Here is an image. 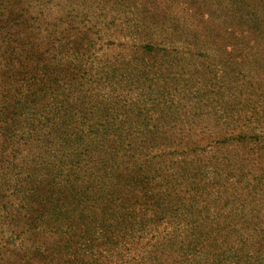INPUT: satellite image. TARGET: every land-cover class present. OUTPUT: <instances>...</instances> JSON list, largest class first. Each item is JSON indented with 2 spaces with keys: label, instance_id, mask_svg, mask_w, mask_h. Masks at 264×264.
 I'll return each mask as SVG.
<instances>
[{
  "label": "rangeland",
  "instance_id": "374dc122",
  "mask_svg": "<svg viewBox=\"0 0 264 264\" xmlns=\"http://www.w3.org/2000/svg\"><path fill=\"white\" fill-rule=\"evenodd\" d=\"M143 4L145 8H140L139 16L145 26L140 28L123 24L128 16L110 0H0V11L4 13L29 6L33 12L44 14L43 31L46 33L47 29V32L58 36L68 27L67 18L66 23L56 24L61 17L71 18L72 25H75L66 31L69 38L74 33L78 35L81 29L90 28L87 39H92L94 44L82 60L92 72L87 75L91 79L84 80L97 85L94 95L98 97L100 106H107L109 114L106 121L108 124L112 121L108 139L122 135L123 140L133 142L131 147L122 148L123 153L115 162L127 168L146 164L150 167L152 184L148 187L152 197L161 191L163 198L174 201L175 194L177 206L195 203L190 205L197 209V213H190L191 220L202 218L199 227L204 233L200 236L191 231L189 225L185 228L179 226L181 219H178L177 212H163L159 205L155 211H144L143 208L154 203L147 191L119 187L120 192L112 197L119 199L115 205L129 207L127 213L135 217L127 222L130 223L128 228H132L127 245L131 247L130 251L126 252L123 247L118 252H110L114 256V264H131L139 256L137 249H142L145 261L152 257L150 264H244L239 257L229 255L217 259L216 247L224 239L226 230H230V225L237 224L243 215L251 217L246 220L249 229L259 234L260 230L264 231V191L259 193L263 185L256 192L251 188L245 190L241 200H235L230 206L224 203L227 197L232 200L231 195L237 192V187L233 186L237 179L227 176L226 159H231L235 166L246 161L255 172L261 173V169L256 170L252 165L259 162L258 157L250 152L256 148L252 140L254 135L259 142L258 147H263L261 151H264V14L258 13L261 6L254 5V1L242 4L243 16L250 22L247 23L230 17L228 11H222L212 0H143ZM249 7L256 9L258 14L251 15L246 11ZM130 8L131 4H127L126 10ZM132 11L133 8L128 13L130 16ZM13 21L8 22L9 28L14 27ZM14 33L23 32L15 28ZM258 33L263 39L258 38ZM146 43L162 46L160 48L165 51L160 48L152 52L138 51L137 48ZM114 65L118 66L111 73L114 80L107 82L105 76ZM89 93L83 94L87 99L90 97L91 102L93 97ZM112 101L116 104H111ZM84 105L87 109L91 107L87 100ZM87 109L82 106L79 116L74 114V120L83 127L87 123L102 125L101 120H105V116L101 115L99 119ZM137 109L142 111V115H147V127L135 114ZM145 134L158 140L148 139L146 142ZM230 136L231 139L223 142ZM241 139L245 142L241 143ZM146 143L157 147L148 149L144 146ZM186 143L195 145L189 147ZM23 148L17 164L25 166L31 173L32 164L34 161L38 163L37 159L46 146L39 147V153L27 146ZM134 149L135 153H132ZM22 156H26L30 167L21 164ZM0 164L4 166L1 159ZM240 169L243 170H238V173H248L247 165L243 164ZM24 177L19 168L6 169L4 166L0 169V194L5 195L4 199L15 201L12 193L23 185ZM211 184H214L213 196L219 202L217 210L211 206L198 213L202 204L190 198L192 190L200 185L205 191L212 192ZM244 184L245 180L241 185ZM122 196H125V201ZM159 204L166 202L160 201ZM1 205L2 202L0 225L7 222V218L2 216ZM234 218L236 222H233ZM173 222L179 227L169 224ZM169 231L171 234L167 235ZM13 232H1L0 250L4 244L11 243L8 242L10 237L12 249L22 241L23 233ZM249 235L253 238L248 250L255 252L260 249L256 243L259 236L251 232ZM44 240L49 241L51 237L46 229H41L37 236L26 235L23 248L29 252ZM226 245L222 243L223 247ZM228 245L248 257V253L240 250L239 241L235 244L231 239ZM156 248L164 249L166 253L156 255L155 259L152 252ZM121 252L122 256H119ZM258 258L263 259L262 254H254L248 260L259 262ZM0 262H5L1 251Z\"/></svg>",
  "mask_w": 264,
  "mask_h": 264
},
{
  "label": "trees",
  "instance_id": "16d2710c",
  "mask_svg": "<svg viewBox=\"0 0 264 264\" xmlns=\"http://www.w3.org/2000/svg\"><path fill=\"white\" fill-rule=\"evenodd\" d=\"M110 1L113 6L120 8L121 13L128 16L123 24H131L138 28L145 26V22H140L139 16L140 8H145L143 0ZM212 1L222 11H228L230 17L239 19L240 22L243 20L250 23L243 16L245 13L242 4L245 5V1H254V5L261 6V12L247 8L246 11H249L251 15L264 14V0ZM127 4H131V8L134 9L131 16L128 14L131 8L126 10ZM4 9L8 8L4 7ZM32 10L29 6H25V9L20 7L4 13L0 11V138H2L0 150L6 151L0 152V159L6 169L19 168L25 176L21 182L23 185L17 192L12 193L15 201L4 199L5 195L0 194L2 216L7 218V222H2L0 225V235L5 230L11 234L18 230L20 234L23 233L21 235H24L18 246H12L13 249L10 248L13 244L12 237L8 240L12 244L7 243L2 246L0 251L5 262L0 264H114V256L110 252H118L123 247V250L129 252L131 248L127 245L128 240L131 239L129 237L132 228H128L130 223L127 222L135 215L127 213L129 207L123 208V204H119L120 207L115 205L119 199H112L113 195L120 192L119 187L126 188V186H128L127 190L134 187L147 191L148 197L154 200L152 207L147 206L143 208L144 211H155V207L159 205L163 212H177L178 219H181L179 226L185 228L189 225L191 231L202 236L204 232L199 227L201 216L197 220L190 219V213L197 210L190 205L195 203L186 202L185 205L181 203L177 206L175 201L178 197L175 194L174 201H167L163 198L164 193L161 191L152 197L148 187V184H152L149 166L139 163L136 168H127L115 162L119 159L122 148L131 147L133 142L123 140L122 135L108 139L112 121L109 124L106 121L109 114L107 106H100L98 97L94 95L93 90L97 88V85L90 80H84L91 79L87 78V75L92 72L91 68H86L88 64L82 60V57L87 56L93 48V40L87 39L90 28L81 29L78 35L74 33L69 38L66 31L71 29L70 26L75 25H72L71 18L61 17L57 19L56 24L66 23L67 18V29H64L59 36L56 33L47 32V29L45 33L43 31L45 28L42 29L45 23L44 14ZM110 10L114 11V8ZM4 17L6 18L3 21ZM12 20L15 23L14 27L9 28L8 22ZM15 28L22 30L23 33H14ZM258 36V38L262 37L260 33ZM160 47L162 46L146 43L137 49L152 52ZM117 68L118 66L114 65L112 70L106 73L107 82L114 80L111 73H114ZM85 92H90L89 94L93 97L91 102L90 97L87 99V96L83 94ZM86 100L91 106L89 109L84 105ZM113 103L116 104L115 101L111 102ZM82 106L92 116L99 119L101 115L105 116V120H101L102 125L87 123L83 127L80 122L77 123L74 120V114L77 113L79 116ZM135 114L143 119V126L147 127L148 123L145 122L147 115H142L140 109H137ZM144 137L146 142L148 139L158 140L147 137L146 134ZM228 139H231V136L224 138L223 142ZM252 140L256 148L253 147L250 152L259 159L258 163L254 162L252 165L256 167V170L261 169V173L255 172L246 161L235 166L231 159H226L227 176H235L237 179L233 183V186L237 187L235 189L237 192L231 195L232 200L228 197L225 199L224 203L227 206L233 204L235 200H241L242 192L245 190L248 191L251 188L256 192L263 185L259 193L264 191V151H261L263 147H258L259 142L255 135ZM240 141L245 142L242 139ZM159 143L161 145L162 141L159 140ZM194 145L195 143L191 145L186 143L189 147ZM26 146L38 151L37 153L41 146L48 148V150L45 148L41 155L39 154L41 157H38L37 164L34 161L31 173H28L25 166L17 164L18 156L22 155L23 147ZM144 146L148 149L157 147L151 144ZM135 149L132 153H135ZM22 157L21 164L30 167L26 156ZM243 164L248 166L247 174L238 173V170H243L240 169ZM4 166L0 164V169ZM244 180L245 184L242 186L241 183ZM211 185H213L212 192L205 191V188L200 185H196L192 190L193 195L190 198L193 197L196 202L202 204L198 213L204 208L210 209L211 206L217 210L216 204L219 202L213 196L214 184ZM125 196H122L123 201L126 200ZM255 199L256 197L252 201ZM160 201L166 204H159ZM249 218L251 217L243 215V218L238 219L240 221L237 224H231L230 230H226L224 239L216 247L217 259L229 255L234 258L239 257V261L244 264H264V231L260 230L259 234L249 229V224L246 222ZM233 222H236L235 218ZM169 224H174L175 228L179 227L175 222ZM41 229H46L51 240L37 243L29 252H26L23 248L26 235L37 236ZM250 232L259 236L256 243L260 249L255 252L248 250V245L253 238L249 235ZM170 234L171 231L167 233V235ZM19 238L17 237V240ZM231 239L235 244L237 241L240 242V250L248 253V257L245 253L240 255L236 249L228 245ZM222 243L227 245L223 247ZM136 252L139 256L131 264L151 263L152 257L146 261L142 258V249H137ZM165 253L166 250L156 248L152 255H155V258L156 255ZM257 253L262 254L263 259L258 258L259 262H250L248 259ZM119 256H122V252Z\"/></svg>",
  "mask_w": 264,
  "mask_h": 264
}]
</instances>
